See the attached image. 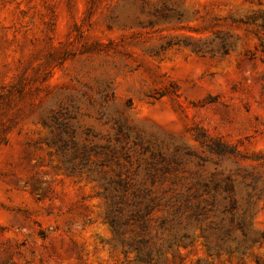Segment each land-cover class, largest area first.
I'll list each match as a JSON object with an SVG mask.
<instances>
[{"label":"rangeland","instance_id":"obj_1","mask_svg":"<svg viewBox=\"0 0 264 264\" xmlns=\"http://www.w3.org/2000/svg\"><path fill=\"white\" fill-rule=\"evenodd\" d=\"M262 16L264 0H0V264H138L104 220L119 174L166 188L224 168L238 198L243 175L264 187ZM217 33L235 43L225 58L162 49ZM61 135L69 154L99 148L91 175L67 172ZM247 227L263 235L250 255L196 238L182 264H264V200Z\"/></svg>","mask_w":264,"mask_h":264},{"label":"trees","instance_id":"obj_2","mask_svg":"<svg viewBox=\"0 0 264 264\" xmlns=\"http://www.w3.org/2000/svg\"><path fill=\"white\" fill-rule=\"evenodd\" d=\"M261 23L264 28V16ZM256 18L253 19L255 21ZM186 47L192 52L217 58L230 55L235 43L227 34L217 33L210 40L170 39L162 49ZM264 55V48H263ZM57 152L70 174L91 175V151L98 153V147L83 146L69 154L68 141L61 135ZM70 142L77 144L74 134ZM211 152L224 154L226 144L221 141L208 144ZM231 149V148H230ZM234 153V150L231 151ZM103 153V147L100 152ZM98 164L103 165V160ZM235 171L217 169L208 178L195 176L186 183L169 187H156L157 180L164 179L151 169L146 171L143 183H138V171L111 179L105 185L106 198L104 220L113 233L115 246H121L125 255L133 254L138 264H182L178 253L180 245H188L197 238L207 250L217 256H236L242 259L251 254L255 246L262 245L263 235L251 232L247 227V214L257 201L264 200V187L257 184V178L242 183L246 190L238 198V184ZM103 185V176L99 177ZM150 180V185L146 184ZM251 187V190H249ZM245 207V208H244ZM159 213V216L155 214ZM170 255V258H168ZM179 257V261L176 260ZM256 264H260L255 258Z\"/></svg>","mask_w":264,"mask_h":264}]
</instances>
